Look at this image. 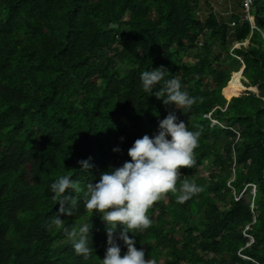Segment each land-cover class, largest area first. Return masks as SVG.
Here are the masks:
<instances>
[{"label":"trees","instance_id":"1","mask_svg":"<svg viewBox=\"0 0 264 264\" xmlns=\"http://www.w3.org/2000/svg\"><path fill=\"white\" fill-rule=\"evenodd\" d=\"M254 1L255 27L242 12L226 21L210 8L202 19L201 0H0V264H100L105 222L66 190L78 205L60 214L65 227L91 225L93 250L77 255L49 226L59 209L49 187L68 175L86 191L158 132L174 109L154 95L162 82L145 93L140 74L161 66L197 98L175 112L202 132L177 189L188 180L203 190L183 204L163 194L151 227L129 236L156 264H264V0Z\"/></svg>","mask_w":264,"mask_h":264},{"label":"clouds","instance_id":"2","mask_svg":"<svg viewBox=\"0 0 264 264\" xmlns=\"http://www.w3.org/2000/svg\"><path fill=\"white\" fill-rule=\"evenodd\" d=\"M164 67L151 68L140 74L141 87L145 93H152L157 84L162 86L154 95L162 99L163 104L174 110L158 123V132L151 137L148 134L137 138L128 149L130 161L122 166L111 167L100 174L95 184L89 183L86 191L76 180L68 175L58 176L50 184L49 191L59 209L49 226L62 230L77 255L85 258L92 252L88 246V234L91 225L81 224L68 228L63 224L60 214L72 215L78 200L65 195L66 190L82 193L86 210L99 213L105 222L107 247L100 264H156L155 260L145 258V250L135 246V240L129 233L137 234L151 227L152 221L147 215L149 208L162 195L172 192L176 202L183 204L203 189L194 181L184 180L179 189L177 181L181 168H192L196 160L194 150L199 146L201 131H190L186 123L178 118L175 109L188 114L197 98L182 90L181 82L176 78L165 79ZM123 140V137H121ZM119 152L117 146L112 149ZM88 160H79L80 170L86 172L92 165ZM117 240L123 241L126 252L121 255Z\"/></svg>","mask_w":264,"mask_h":264},{"label":"rangeland","instance_id":"3","mask_svg":"<svg viewBox=\"0 0 264 264\" xmlns=\"http://www.w3.org/2000/svg\"><path fill=\"white\" fill-rule=\"evenodd\" d=\"M213 9L219 17L223 20L229 21L231 16V11L234 13H240V1L239 0H201L200 8H199V15L202 19L206 17L208 14L209 9ZM230 42L234 48H240L241 45H245L248 41L245 42H235L232 38H230ZM193 51L189 52V55H192ZM239 76V75H238ZM233 80V83H237V77ZM208 169H204V174L207 175L211 171V167L207 165ZM227 201H231V197H227Z\"/></svg>","mask_w":264,"mask_h":264},{"label":"built area","instance_id":"4","mask_svg":"<svg viewBox=\"0 0 264 264\" xmlns=\"http://www.w3.org/2000/svg\"><path fill=\"white\" fill-rule=\"evenodd\" d=\"M241 2V11H242V15L240 16L242 20H249L250 23L252 24V27H255V24H254V17H253V14H251L252 12V9H253V6H254V0H240ZM231 13L233 14L234 12L231 11ZM237 24V22L233 19V21H230V25L232 27H235ZM207 117L211 118V124L212 125H215L217 123H219L217 120H215L214 118L211 117V113L206 115ZM253 238H251L250 241H252ZM245 257V256H244ZM247 258V257H245ZM248 259H251V258H248ZM257 264H260V263H257Z\"/></svg>","mask_w":264,"mask_h":264},{"label":"water","instance_id":"5","mask_svg":"<svg viewBox=\"0 0 264 264\" xmlns=\"http://www.w3.org/2000/svg\"><path fill=\"white\" fill-rule=\"evenodd\" d=\"M244 68H245V65L243 64L242 68L239 70L241 74H242Z\"/></svg>","mask_w":264,"mask_h":264},{"label":"bare ground","instance_id":"6","mask_svg":"<svg viewBox=\"0 0 264 264\" xmlns=\"http://www.w3.org/2000/svg\"><path fill=\"white\" fill-rule=\"evenodd\" d=\"M237 79L239 80V76L237 77Z\"/></svg>","mask_w":264,"mask_h":264}]
</instances>
